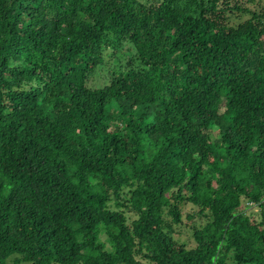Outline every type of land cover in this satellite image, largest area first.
<instances>
[{"label": "trees", "instance_id": "trees-1", "mask_svg": "<svg viewBox=\"0 0 264 264\" xmlns=\"http://www.w3.org/2000/svg\"><path fill=\"white\" fill-rule=\"evenodd\" d=\"M229 260L264 264V3L0 0V264Z\"/></svg>", "mask_w": 264, "mask_h": 264}, {"label": "rangeland", "instance_id": "rangeland-1", "mask_svg": "<svg viewBox=\"0 0 264 264\" xmlns=\"http://www.w3.org/2000/svg\"><path fill=\"white\" fill-rule=\"evenodd\" d=\"M262 3H264V0H260ZM184 206V222L177 224L175 226V232H174V237L176 239H178L180 242L185 243L188 247H194L196 246V242L193 238V230H192V226L195 223H201L203 222L201 219H199V217H197V219H195L194 221H189L186 218V214L188 212H193L196 210V207H194L191 204H183ZM249 213H254L255 217L258 218L259 220L262 219V213H261V209L257 206H248V210ZM129 215V214H128ZM130 216V215H129ZM132 217L130 216V221H131ZM189 221V222H188ZM104 240H106L105 236L103 238ZM107 241V240H106ZM107 248L110 250H113V244L110 243L109 241H107ZM24 264V263H22ZM27 264V263H25ZM228 264H235L232 260H229ZM245 264H255V263H245Z\"/></svg>", "mask_w": 264, "mask_h": 264}]
</instances>
